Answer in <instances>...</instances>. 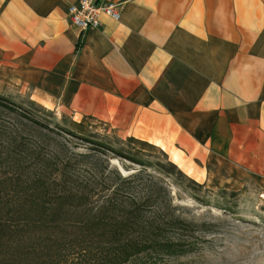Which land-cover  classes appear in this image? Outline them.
Listing matches in <instances>:
<instances>
[{
	"label": "crops",
	"instance_id": "obj_1",
	"mask_svg": "<svg viewBox=\"0 0 264 264\" xmlns=\"http://www.w3.org/2000/svg\"><path fill=\"white\" fill-rule=\"evenodd\" d=\"M95 1L120 20L80 31L79 0H0V71L82 118L162 117L231 177L264 166V0Z\"/></svg>",
	"mask_w": 264,
	"mask_h": 264
},
{
	"label": "trees",
	"instance_id": "obj_2",
	"mask_svg": "<svg viewBox=\"0 0 264 264\" xmlns=\"http://www.w3.org/2000/svg\"><path fill=\"white\" fill-rule=\"evenodd\" d=\"M29 123L76 137L0 95V264H169L199 250V227L176 216L164 200L169 186L151 166L130 159L136 173L113 170L114 180L97 187L83 180L86 166H67L68 158L47 166L58 153L26 146Z\"/></svg>",
	"mask_w": 264,
	"mask_h": 264
},
{
	"label": "rangeland",
	"instance_id": "obj_3",
	"mask_svg": "<svg viewBox=\"0 0 264 264\" xmlns=\"http://www.w3.org/2000/svg\"><path fill=\"white\" fill-rule=\"evenodd\" d=\"M0 95L34 120L76 134L56 135L26 125V146H42L44 155L57 151L47 166H62L68 158L73 162L67 166H86L83 180L97 187L106 178L114 180L113 170L123 177L136 173L140 165L130 159L151 166L149 172L168 184L169 197L164 195V200L172 204L176 216L199 227V250L169 264H264V176L254 174L263 173L264 166L231 177L230 166L220 171L205 163L204 152L162 117L159 122H144L141 119L147 116L135 113V108H127L125 116L117 108L118 115L113 114L110 122L75 116L47 106L38 92L13 84L5 69L0 71Z\"/></svg>",
	"mask_w": 264,
	"mask_h": 264
},
{
	"label": "built area",
	"instance_id": "obj_4",
	"mask_svg": "<svg viewBox=\"0 0 264 264\" xmlns=\"http://www.w3.org/2000/svg\"><path fill=\"white\" fill-rule=\"evenodd\" d=\"M68 16L73 27L85 31L100 28L104 16L119 21L121 9L120 5L113 2L99 4L95 0H79L69 7Z\"/></svg>",
	"mask_w": 264,
	"mask_h": 264
},
{
	"label": "bare ground",
	"instance_id": "obj_5",
	"mask_svg": "<svg viewBox=\"0 0 264 264\" xmlns=\"http://www.w3.org/2000/svg\"><path fill=\"white\" fill-rule=\"evenodd\" d=\"M123 173H124V171H123ZM124 174H126V173H124Z\"/></svg>",
	"mask_w": 264,
	"mask_h": 264
}]
</instances>
